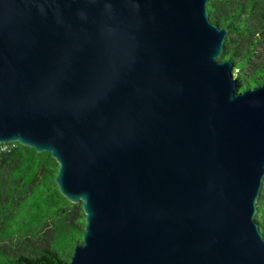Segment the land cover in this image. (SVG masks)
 <instances>
[{
    "label": "water",
    "instance_id": "95a60500",
    "mask_svg": "<svg viewBox=\"0 0 264 264\" xmlns=\"http://www.w3.org/2000/svg\"><path fill=\"white\" fill-rule=\"evenodd\" d=\"M207 0H0V144L84 213L67 264H264V80Z\"/></svg>",
    "mask_w": 264,
    "mask_h": 264
},
{
    "label": "trees",
    "instance_id": "16d2710c",
    "mask_svg": "<svg viewBox=\"0 0 264 264\" xmlns=\"http://www.w3.org/2000/svg\"><path fill=\"white\" fill-rule=\"evenodd\" d=\"M209 20L227 29L218 60L229 59L239 90L264 80V0H207ZM48 152L0 144V264H67L84 213L54 183ZM264 234V176L254 215ZM68 234L70 244L63 245ZM66 247L68 250L65 251Z\"/></svg>",
    "mask_w": 264,
    "mask_h": 264
},
{
    "label": "rangeland",
    "instance_id": "374dc122",
    "mask_svg": "<svg viewBox=\"0 0 264 264\" xmlns=\"http://www.w3.org/2000/svg\"><path fill=\"white\" fill-rule=\"evenodd\" d=\"M62 244H63V245H68V244H70V240H69V238H68V234L65 235V237L62 239ZM75 244H76V243H74L73 246H74ZM67 250H68V247H66L65 251H67Z\"/></svg>",
    "mask_w": 264,
    "mask_h": 264
}]
</instances>
